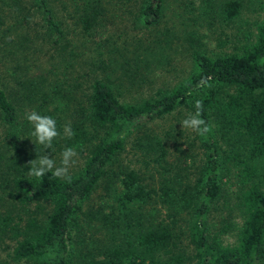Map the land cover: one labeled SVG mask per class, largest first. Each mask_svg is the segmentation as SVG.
Instances as JSON below:
<instances>
[{"label": "trees", "instance_id": "16d2710c", "mask_svg": "<svg viewBox=\"0 0 264 264\" xmlns=\"http://www.w3.org/2000/svg\"><path fill=\"white\" fill-rule=\"evenodd\" d=\"M167 1L113 0V6L125 7L152 34ZM70 2L83 35L95 38L110 0ZM242 11L240 0H207L200 16L229 36L226 26ZM255 27L244 29L231 51L224 48L229 39L210 50L199 29L190 31V72L135 102L121 99L113 73L121 84H135L144 78L141 65L159 60L167 41L139 42L132 57L116 45L113 56L109 50L108 60H99L115 68L90 82L83 102L78 81L68 88L69 81L56 80L51 50L71 55L74 41L49 0H0V247L13 246L12 261L264 264V21ZM37 62L43 67L32 72ZM204 78L211 87L198 86ZM196 100L212 130L179 141L187 132L177 128L179 118L196 111ZM28 110L55 119L60 135L52 148L33 142ZM169 115L176 126H153ZM67 124L71 137L64 134ZM69 147L81 159L69 170L70 181L27 175L37 155L53 158ZM0 264L9 263L0 258Z\"/></svg>", "mask_w": 264, "mask_h": 264}, {"label": "rangeland", "instance_id": "374dc122", "mask_svg": "<svg viewBox=\"0 0 264 264\" xmlns=\"http://www.w3.org/2000/svg\"><path fill=\"white\" fill-rule=\"evenodd\" d=\"M206 1L207 0H168L164 11L166 16L158 27L159 31L152 30V34H154L152 35L149 34L150 32L148 29L142 30L138 28L135 18L130 15L125 7L119 8L115 5L113 6V0H110L103 17L104 25L101 24L98 27L95 38H90L84 36L80 30L70 0H49L51 6L56 10L57 18L63 23L68 39L74 41V53L71 55L67 54L61 57L58 55L59 50H51V53L55 57L54 61L58 63V69L55 73V77H57L56 80H64V82L69 81L71 86L65 84V87L68 88L75 87L73 80L78 81L76 82L78 83L79 91L77 92V96L80 101L85 102V96L89 91L90 82L96 77H103L104 71H109L111 74V71L115 68L113 64L110 65L105 63V66L100 64V58L107 59L109 50L113 56L114 47L117 45L119 51L132 57L134 55L132 51L139 48V42L142 45L141 47H143L150 44L152 37L167 41V43L163 44L165 50L161 51V54L158 55L160 58L159 60H155L156 62L153 61V64L144 63L141 65L140 70L144 78L140 76L135 84L129 85L127 80H124L123 84H121L119 79L116 80L114 78L115 76L117 77L119 73H113V80L122 93L120 94L121 99L123 101L135 102L140 98L148 97L159 88H167L169 85L180 82V80L190 72L191 60L186 51L188 48L187 46L191 45L190 42L186 40L187 34L190 33V31L199 29V34L202 35L203 40L207 42L210 50L217 46L219 39H229L224 48L227 51H231L235 45L241 44L243 37L240 36H242V31L244 29L250 26V28L256 32L255 24L264 21V0H240L243 3L241 16L236 24L232 23L226 26L225 30L229 36L221 35L220 26L216 30L210 27L209 24L207 25L208 19L206 17L200 16ZM128 5L129 7L134 6L132 2L128 3ZM195 20H203L201 25H204L198 27ZM37 21L40 23L43 22L40 18ZM239 26H243L241 32ZM38 27L39 26L36 25V28ZM160 31L161 34L156 36L155 34H158ZM99 51L102 56L99 55ZM51 53L48 54L50 55ZM141 53L148 55V52ZM77 54L78 56H76ZM46 59H48V57L41 61L45 62L44 66L50 64ZM132 65L137 67L133 62ZM42 67L43 66H39L37 62L32 72L38 71L37 68ZM183 119V117H180L179 122L181 123ZM171 123L176 126V122L171 118V115H169L167 118L159 120L157 124L155 122L153 126L158 125L156 127L158 130L165 131L166 127ZM177 128L182 129V127ZM185 130L187 132L184 133L185 135H183V137L178 136L179 141L188 142L189 139L187 135L193 137L194 134L192 130ZM184 147H187V145L185 144ZM63 151L64 150H57V153H55L53 157L57 166L60 165L61 153ZM127 156L131 159L132 155L128 153ZM75 159L76 163L70 169L81 164L79 155H77ZM133 165L135 167L139 165V163L134 161ZM234 177L235 176H233V180H235ZM215 214L219 217H223L220 213ZM225 239L234 242V238H230L229 236ZM12 247L11 245V248ZM11 248L5 249V246L1 245L0 258L7 260L9 264H17L13 262L9 256Z\"/></svg>", "mask_w": 264, "mask_h": 264}, {"label": "clouds", "instance_id": "9594fccd", "mask_svg": "<svg viewBox=\"0 0 264 264\" xmlns=\"http://www.w3.org/2000/svg\"><path fill=\"white\" fill-rule=\"evenodd\" d=\"M210 78H204L200 81L198 86L211 87V83L208 81ZM194 113L190 112L181 121L182 129H189L197 133L200 136H205L211 132V125H209L202 115V101H195ZM26 120L32 125L33 131L31 136L35 138L33 141L35 144L43 145L46 149L52 148L54 139L60 135L57 130L56 121L53 117L48 115H42L39 112L32 110L25 112ZM64 134L68 137L74 135L71 129V125L64 126ZM77 152L69 147L64 149L61 153L60 165H56V161L49 154L37 155L36 159L30 160L27 164V175L30 177L43 178L46 173H51L52 177L71 180L69 169L76 163Z\"/></svg>", "mask_w": 264, "mask_h": 264}]
</instances>
